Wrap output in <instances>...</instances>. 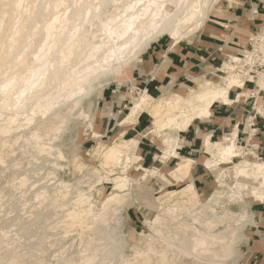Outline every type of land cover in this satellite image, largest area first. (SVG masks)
<instances>
[{
    "label": "bare ground",
    "instance_id": "1",
    "mask_svg": "<svg viewBox=\"0 0 264 264\" xmlns=\"http://www.w3.org/2000/svg\"><path fill=\"white\" fill-rule=\"evenodd\" d=\"M221 5L222 0H0V162L15 154L11 166L20 167L22 161H25V155H28L29 147L37 150L32 151L37 153H51L56 149L60 156H64L61 149L65 146L62 141L64 135L80 129L83 119L90 115L99 94L106 87L118 80L130 65L136 63L146 50L161 38L169 37L174 45L185 40L191 41L204 26L209 15ZM258 43V46H261L262 43ZM244 55H247L248 61L230 55L229 60L219 68L224 73L219 75L221 80L199 82L189 94L184 91L173 94L167 92L154 97L147 91L141 92L134 98L130 112L120 124L127 126L133 123L137 120L138 111L143 112L152 104L158 106L154 130L174 128L183 131L193 122L211 117L215 103L230 104L246 95L240 91L236 93L235 100L230 97L232 89L245 88V78L250 71L245 63L252 58L248 51ZM261 60L264 61L263 58ZM262 72L263 77L264 70ZM260 85L262 86L261 82ZM261 107L259 109L263 113L264 109ZM119 135L123 136L124 132ZM152 138L156 140V136ZM237 138L236 129L216 141H212L209 135L206 136L205 149L211 158H208L205 164L211 171L218 170L216 175L220 188L211 195L210 201L200 199L193 182L186 183L179 190H168L157 196L155 202L158 212L145 222L159 237H153L145 247L138 249L131 257L129 255L124 257L119 233L113 230L117 208L113 207L112 202L117 201V207L121 208L120 204L125 200L119 197L118 192L116 194L111 192L100 200L101 207L96 212L93 211L94 204L90 194L79 189L81 188L79 184V188L75 189L76 193L74 192V196L70 198L68 196L71 184L62 183L63 180L62 184H59L60 187L57 189L55 187L50 194L43 187L37 191L35 189L33 196L38 202L41 199L43 203L44 199L48 198L55 206L65 207L62 208L63 212L61 210V220L54 221L64 229L57 227L59 230L69 232L80 228L85 234L82 248L77 251V255L60 257L61 263L111 264L113 261L117 263L116 259H122L120 264H233L237 228L229 224L228 227L220 229L216 228V225L227 220L229 216L240 221L245 220L247 215L245 212L233 214L228 210H222L221 214L214 218V215L212 217L208 213L214 212L211 201L215 200L221 191H225L224 188H229L231 191L236 189L239 196L243 190L248 189L254 201L264 202V160L234 162L233 158L244 154L243 148L237 143ZM140 139V137L116 139L114 146L107 151L111 161L103 166L110 168L113 189L125 191L131 185L137 186L145 179L157 176L168 184L172 183L170 177L178 182L186 181L194 162L189 157H181L168 173L162 172L157 166L145 167L140 164L142 173L136 179L132 178L128 174L129 167L140 163L143 158L138 152ZM161 143L162 152L154 157L158 162L167 164L171 159L179 157L176 138H164ZM29 161L32 164V159ZM119 163L124 166L117 172L115 165ZM220 163L234 165L233 175L236 178L234 185H230L226 180L227 168H219ZM8 166L3 167L7 169ZM22 167L24 168L21 169L25 170V166ZM19 172L13 171L21 177L23 173ZM25 174L23 178L18 177L19 185L26 186L29 177L26 182L28 173ZM8 175L7 179L10 178ZM12 184H9L10 187L16 186ZM3 186L5 187V183ZM10 187L6 190L12 189ZM3 189L0 190V194ZM146 193L144 192L143 197H146ZM2 199L4 198L0 200ZM152 203L146 204L154 205ZM197 222L201 226H196ZM2 226L8 229V225ZM2 229L0 245H4L6 250L3 246L2 248L6 253L0 255V261L3 264H20L23 263V259L27 261V256L23 258L16 244L21 234L18 236L16 233L20 231H17L16 235L13 233L15 237L18 236L15 239L13 234L10 235V230L9 232ZM168 230L171 233L165 235ZM28 232H25L24 236ZM29 234L31 239L35 237L33 231ZM139 234L151 236L145 231ZM26 238L29 239L27 242L31 241L30 238ZM33 244L32 242L28 245L34 248ZM22 246L24 248V245ZM1 250L0 252L4 251ZM31 256L34 258L32 253Z\"/></svg>",
    "mask_w": 264,
    "mask_h": 264
},
{
    "label": "rangeland",
    "instance_id": "2",
    "mask_svg": "<svg viewBox=\"0 0 264 264\" xmlns=\"http://www.w3.org/2000/svg\"><path fill=\"white\" fill-rule=\"evenodd\" d=\"M230 1H232V0H222V5L218 6L217 9H215V11L209 15V17H212V15H219L222 12V10L225 9L226 5ZM247 24H244V25H247ZM263 28H264V26H261L260 28H257L254 31L251 30V31H248L247 33L242 34V36L248 38V46H249L250 39H252L256 35L257 31H258V33H261L263 31ZM248 46H246L244 50L240 51L243 54L246 51H248L251 55V58H252V59H249L250 60L249 62L245 63L247 68L250 70L248 72L246 78H245V88L244 89L235 88V89H232L231 92H234V94H236L237 92L242 91L246 95L241 96L239 98V100L247 98L249 102H252L251 106L255 105V108L258 109L259 111H261L259 109L261 106H262L261 108L264 109V92L261 93V97L260 96L257 97L258 96L257 94H258V91L260 89H264V76L262 77V73H263L262 71L264 70V68L261 70L258 69V74L251 72V71H253V65L256 62V59H255V52L248 50L247 49ZM260 47L261 46H258V49H260ZM263 51H264V48H263ZM222 54L223 55H222V59L220 60V64L216 65V68H218L217 70H216V68H214V69L210 70V72H208V73H202V74L196 76L197 78L194 80V82H192L190 85H188L185 90H180V91H176V92H169L168 94H173V93H177V92H181V91H184L186 94H189V93H191V90L194 88V86L199 82H205V81L210 80V79L217 80V81L221 80V77L219 75L224 74V73L221 72L219 68L223 65V63L225 61L229 60L230 55H236V56L240 57L242 60L248 61V59H246L247 55H245V57H242V56L238 55L239 53L236 54L233 49H230V51H225ZM261 55L262 54L258 51V57H261ZM263 59H264V56H263ZM137 62L130 65V68L126 72L122 73L120 78L118 80L113 81L110 85H112L113 83L119 84V83H122V82L128 80L130 73H131V69L137 64ZM261 62L264 64V61L261 60ZM246 81H253V82H246ZM260 82L262 83V86L260 85ZM246 83H247V86H246ZM110 85L108 87H110ZM108 87H106L99 94V97L97 99V102H96L93 110L90 112V115L87 118L83 119V121L81 123L82 126L80 127V129H78V131H76V132L72 131V133H71V131H70V132L66 133V134H70V135H66V134L64 135L62 141H63V143H65V146L61 147L64 156H60V154L56 151V149L53 150L51 153H47V152H45V153L40 152L39 153L38 152L40 154L39 155L37 152H32V151H37V150H34V148L29 147L28 152H27L28 155H25V159H24L25 161H22L23 164L21 166L19 165L20 167L16 166L19 170L15 166H11L13 164V162H11L13 159L12 157L15 154H13L12 157L11 156L8 157L9 159L7 158L6 161H8V160H10V161L6 162L3 160L2 162H0V181H1L0 182L1 183L0 190H2L3 188L6 187L5 189H3L5 191L14 182H15V184H12V185L13 186L16 185L15 187L11 186L12 189H10L9 191H7V190L5 192L1 191L2 195L0 194V197L4 198V199L0 200L3 202V203L0 202V206H1L0 207V210H1L0 211V229H2V228L5 229L2 225H5V226L8 225L7 226L8 229H5V231L10 230L11 231V232L9 231L11 233L10 235H12L13 233L15 234L17 231H20L19 233L18 232L16 233L18 236L21 233L20 237L17 236L19 239L17 237H15L14 234L12 235L13 238H15V239L17 238L16 244H18V246L20 248L18 251L22 252L21 254L23 255V258L27 256L26 257L27 261H24L25 259H23L22 260L23 263H20V264H24L25 262H26L25 264H37V263L38 264H40V263L41 264H46V263L47 264H52V263L53 264H57V263L62 264L60 259L62 260V258H64V257H71V256L77 255V253L82 248V244H83L82 241L85 238V234L82 231V229H80V228L75 229V230L72 229L69 232H65V231L63 232V231L59 230V228L62 230H64V229L61 228L60 226L56 225L55 224L56 222H54V221L57 219H58V221L61 220L60 219L61 218L60 217L61 216V210L63 212V209L65 207H62L59 205L55 206L54 204L51 203V201L48 198H46L47 201H46V199H44L43 203H42V200L39 199V202L41 203V204H39L38 199L35 198L33 195L37 191V189H39L41 187L45 188L46 191H49L48 193L50 194L52 192V190H54L55 187H56L55 189L60 187L59 184L61 185L62 183L69 182L71 184V186H70L71 189L69 188V190H71L70 194L68 196L69 198L73 195V193L75 192V189H78L79 187H81L79 189H82L86 193L90 194L89 196H90V198H92V201L94 204L92 206V208H93V211H96V212H98V210H100V209H98L101 207L100 206V200L104 199V197L109 195L111 192H115L114 194H116L118 192L119 197H121L125 200H123V203L120 204L121 208L117 207V201L113 200V202H112L113 207L117 208V211H116V214H115L114 220H113V228H114L113 230L115 232L119 233L118 237H120L119 239L121 240L120 246L122 247V250L124 251V257H129V256L131 257V256L135 255V253L138 249L145 247L147 245V243L153 237L154 238L159 237L158 235H156L155 231H153L152 229H149V226L145 222V220L147 218L153 217V215L156 214V212H158L157 206H156L157 203L155 202V198L159 195L166 193L168 190H175V189L179 190L186 183L193 182L191 172H190L185 183H182L178 186L169 187V188H166V187H167V185H170L171 183L168 184L165 181H163V179H161L159 176H157V177H149L137 186L131 185V186H129V189H127L125 191L113 189V183L110 180V177H112V174H110V171H109L110 168L104 167L103 165L106 164V162L108 164L110 163L111 158H109L110 155L108 154V152H109L108 150H110V148L114 146L115 142L117 141L116 139L119 140V138H122V137L127 138V139H130V138L124 137V135L120 136L119 135L120 133L117 129L118 126L112 132L105 134V136L103 138L101 137L106 131V130L104 131L100 125V121L103 117L102 115H104L103 110H102V105H103L102 104V98H103L104 91ZM125 90L128 91L127 93L124 94L125 96H127L128 101L126 102L124 109H123V112H122V116H124V117L128 112H130V107L133 104L134 98H136L137 96H139V94H141V92H143V89H141V87L139 85H136V84L128 85L127 87H125ZM262 95H263V97H262ZM232 103H230V104H232ZM157 108H158V106L156 104H152L151 106H147L146 110L143 111V112H146L149 114L150 119H151V123L147 129L140 132V134L136 137H140V138L145 137V138H148V139L154 141L158 147L155 150L156 154L157 153L159 154L162 152L161 150L163 148V144L161 142L164 138H170V137L176 138L177 147H179L180 143H179L178 137H179L180 132H182V131L174 129V128H167V129L162 130V131L154 130V128L156 126V123L154 122V118H155V112H156ZM143 112L138 111L137 119H138L139 115ZM255 115H256V111H255V113H253V115H250L247 117L249 118V117H252ZM113 116H115V120H117V123H120V120L124 119V117L123 118L121 117L122 119H119L117 114L113 115ZM136 121L137 120H135L133 123H131L127 126H125V125H123V126H124V128H126L128 126L135 124ZM247 123H249V120H246L245 124H247ZM250 123H249V125H250ZM158 134H160V135H158ZM154 136H156V138H155L156 140H154L152 138ZM157 136H159V139H157ZM65 138H66V141H65ZM139 143H140V141H139ZM237 143L243 148L244 154H242L241 156L233 158L234 162H239L241 160H247L248 162L264 160V154H261L258 151L257 152L259 154V157H261V159H258L256 157L257 152L255 150H253L252 145H250V141H248L249 144H247V145L242 144L238 140H237ZM253 145L256 146V144H253ZM29 152H31V153H29ZM138 152L141 155L140 149ZM42 153L44 154V156ZM29 154H31V155L29 156ZM32 154L34 155V157ZM27 156H29V157H27ZM208 158H211V156L209 155L205 159V161ZM31 159L33 161L32 164L29 161ZM25 162H26V165H25ZM27 162L30 164H28ZM139 162L140 163H136L135 165H131L128 169V174L134 179H136L142 173V170L139 168L140 167L139 165L140 164L143 165V162L142 161H139ZM193 164H194V162H193ZM7 165H9L8 166L9 169L11 167L13 169L9 170L7 168L8 169L7 170L6 169ZM27 165H29V166H27ZM3 166H6V167H3ZM22 166H25V170L21 169V168H24ZM123 166L124 165L121 163H119L118 165H115L116 171L119 172L120 170H122ZM174 166H175V163L172 162L170 164V166H167V168L163 169V172L169 171ZM205 166L209 170H211L208 167V165L205 164ZM136 167H138V168H136ZM1 168H3V169H1ZM27 168H28V170H27ZM219 168H223V169L227 168V171H225V173L227 174L226 180L228 181V183L230 185H234L236 182V178L233 175L234 165L230 164V163L229 164L220 163ZM4 169H6V170H4ZM31 169H32V172H31ZM3 170L5 172L6 171L7 172L5 173ZM12 170L13 171L15 170V172H17V173L19 171H20L19 173H23V174L28 173L27 177H26V182H27V179L29 177L28 182H27L28 185H27V183H26V186L25 185H19L18 181L23 176V174H21V177H20V175H18L17 173H13ZM16 170H18V171H16ZM10 171L14 175L10 174ZM1 172L2 173L4 172V173L2 174ZM212 172H213V176L211 179L212 181L210 182V189H209L208 193L201 194L200 189H197L199 196H200V199L202 201L209 200L211 195L215 194L214 192L220 188L219 187V181H218L217 175H216L218 170H214ZM8 174H10L11 176ZM7 175L10 178L11 177L12 178L16 177V178H13V180H12V178L7 179ZM25 175L23 177H25ZM2 176L3 177L6 176V177L3 178ZM18 177H20V178L18 179ZM1 178L4 179L5 182H3L4 180L2 181ZM15 179H16V181H15ZM151 179H159L162 181L163 184L158 186L157 182H153V181H151ZM169 179L171 180L172 183L173 182L179 183L178 181L173 180L171 177ZM9 180H11V181H9ZM62 180H63V182L61 183ZM4 183H5V187L3 186ZM34 184H35V186H34ZM78 184H79V187H78ZM18 185H19V187H18ZM21 186H22V188H21ZM1 187H3V188H1ZM23 188H24V190H23ZM196 188H198V187L196 186ZM35 189H36V191H35ZM224 190L225 191H221V194L218 195L217 198H214L215 200L211 201V202H213V204H211V205L214 208V212L208 211V213L212 217L215 216L214 218L218 217L221 214L222 210H228L230 213H233V214H236V213L240 214V213H244V212L246 213L247 217L245 220L243 219V220L238 221L236 218L232 219L229 216L227 220H225L223 222H219L216 225V228L222 229V228L228 227L229 224H230V226L237 228L236 229L237 240H236V245L234 248L235 251H234L233 257H232L233 264H254L255 260L254 259L252 260V258H251V251L247 250V246H248L246 244L247 233H248L250 226L252 224H254V221H255L254 211H253L254 205H256L258 203V209H259V205H262L264 202L254 201L248 189L243 190L241 196H239V193L236 189L231 191L229 188H224ZM2 192H4V193H2ZM144 192H147L146 197H143ZM30 193H32V194H30ZM126 193L129 195H125ZM14 195H16V196H14ZM4 196H6V197H4ZM21 197L22 198L24 197V198L22 199ZM66 199H68V198H66ZM33 201L35 202V206H34ZM36 201L38 203H36ZM22 202H24L25 205ZM147 202H153L152 204H154V205L148 206L146 204ZM47 203H50L49 205H51V206H49ZM17 204H18V206H17ZM31 205L34 206L35 208L32 207ZM54 206H55V208H54ZM58 206L60 209H58ZM42 208H43V210H42ZM6 216H7V218H6ZM33 216H35V217H33ZM44 216L47 217L48 219L45 218ZM4 218H5V220H4ZM37 219H39V221ZM10 220H11V222H10ZM13 220H15V221H13ZM9 223H11V224H9ZM259 223H260V221H259V216H258V224ZM47 224L48 225L50 224L51 226L49 225V227H47L48 226ZM195 224H196V226H201V224L199 222H197ZM57 227H59V228H57ZM25 229H26V231L23 232V230H25ZM47 229H48V231H47ZM56 229H58V230H56ZM53 230H54V232H52ZM32 231H33V236L35 235V237L32 236L33 237L32 239L34 241H32V239L30 238L31 236H28V233L32 234ZM143 231L147 232L148 234H151V236L140 235L139 233L143 232ZM25 232H28L25 236L31 239V241L34 243L33 246L35 245L34 248L31 245H30L31 247L28 245V244H32V242L30 241L31 242L30 243L29 241L28 242L26 241L29 239H27L24 236ZM41 233L43 235H41ZM170 233H171V231L168 230L165 232V235H168ZM37 236H38L37 239L39 241H40L39 237L41 236L40 242H42V243H40L36 239ZM22 237H23V239L25 237V239H24L25 241L21 240ZM21 241H24V242L21 243ZM24 243L27 244V246ZM72 243H73V245H72ZM37 244H39V245H37ZM48 244H49V246H48ZM22 245H24V248L26 246L25 249L29 250V252L26 251ZM2 246L6 250L4 245H0V247H1L0 250L1 249L4 250L2 248ZM31 248H33L35 251L33 252L32 251L33 249H31ZM21 249L22 250L24 249V250L22 251ZM30 249L32 252L30 251ZM4 251H2L3 253L0 252V255L5 254L6 251L5 252ZM53 251H54V253H53ZM30 252L32 253V255H34V258H33V256H31ZM37 252H38V254H37ZM70 252H72L73 255L72 254L70 255L69 254ZM258 253H260V251ZM60 254H61V256H60ZM66 255H68V256H66ZM57 256H59V257H57ZM41 257L42 258L44 257V259H42ZM60 257H62V258H60ZM34 259H36V260H34ZM57 259H58V261H57ZM116 260L118 261L117 262L118 264H120L122 262L121 261L122 259H116ZM48 262H50V263H48ZM0 263L3 264L2 261H0ZM110 263L113 264L114 261L110 262ZM117 263H114V264H117ZM257 263L258 264H264V250L261 251V255L258 257V261L256 262V264Z\"/></svg>",
    "mask_w": 264,
    "mask_h": 264
},
{
    "label": "crops",
    "instance_id": "3",
    "mask_svg": "<svg viewBox=\"0 0 264 264\" xmlns=\"http://www.w3.org/2000/svg\"><path fill=\"white\" fill-rule=\"evenodd\" d=\"M205 23L191 41L185 40L174 45L170 38L163 37L154 42L131 69L128 80L119 84L113 83L104 91L102 98L104 115L100 125L106 131L102 138L117 126L119 133L124 132V137L128 138L138 136L150 126L151 119L146 112L139 115L135 124L126 128L115 120L113 115L117 114L119 119L124 117L122 112L128 101L124 94L128 92L125 90L128 85H139L143 91H147L154 97L167 92L185 90L194 82L196 76L216 68V65L220 64L223 52L233 49L238 54L244 50L248 46V38L242 34L264 26V0H232L219 15H212ZM262 92L264 89L258 91L257 97H261ZM235 95L234 92L230 93L233 100ZM251 104L252 102H249L247 98L235 100L230 105L215 103L211 117L197 120L187 130L180 132L179 157L171 159L167 164H162L154 158L155 150L158 148L155 142L142 137L139 149L143 157V166H157L163 172V169L170 166L172 162H177L181 157L192 158L194 160L191 168L193 182L197 189H200L201 194L208 193L213 172L205 166V159L209 156L205 149L206 136L209 135L212 141H216L236 129L239 142L247 145L250 141V145L256 144L259 148L258 152L264 154V113ZM254 110L256 115L252 116L254 119L251 120L253 124L250 126V119L247 116L253 115ZM246 120H249V123L245 124ZM151 181L157 182L158 186L163 184L159 179H151ZM182 183L185 181L173 182L166 188ZM253 211L255 221L248 230L246 244L256 264L261 251L264 250V203L259 205V209L258 203L254 205Z\"/></svg>",
    "mask_w": 264,
    "mask_h": 264
},
{
    "label": "built area",
    "instance_id": "4",
    "mask_svg": "<svg viewBox=\"0 0 264 264\" xmlns=\"http://www.w3.org/2000/svg\"><path fill=\"white\" fill-rule=\"evenodd\" d=\"M263 35H262V34ZM261 33H258V31H257V33H256V35L252 38V39H250V42H249V46H248V50H250V51H254L255 52V59H256V62L254 63V65H253V71H251L252 73H257L258 74V69H263L264 68V64L261 62V60L260 59H262L263 58V56H264V51H263V48H264V28H263V31L261 32ZM261 34V35H260ZM260 36V37H259ZM258 42H261L262 44H261V47H260V49H258ZM263 45V46H262ZM258 51L262 54L261 55V57H258ZM238 55H240V56H242V57H245V55L243 54V53H239ZM260 58V59H259ZM255 76V75H254ZM246 82H253V81H246ZM248 119H250V122H251V120H253L254 118L253 117H249ZM253 124V122H251L250 123V126ZM252 148H253V150H255L256 152L258 151V148L256 147V146H254L253 144H252ZM256 157L258 158V159H261V157H259V154H258V152H257V154H256Z\"/></svg>",
    "mask_w": 264,
    "mask_h": 264
}]
</instances>
